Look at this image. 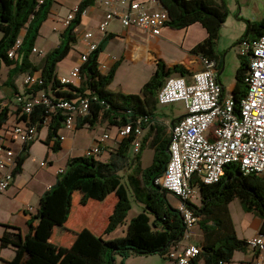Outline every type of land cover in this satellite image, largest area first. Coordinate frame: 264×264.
Wrapping results in <instances>:
<instances>
[{
  "label": "trees",
  "instance_id": "obj_1",
  "mask_svg": "<svg viewBox=\"0 0 264 264\" xmlns=\"http://www.w3.org/2000/svg\"><path fill=\"white\" fill-rule=\"evenodd\" d=\"M53 2L54 0H0V67L1 64L8 66L3 84L13 89L15 98L20 97L13 111L8 105H2L0 100V130L13 112L18 121L36 124L38 130L43 127V120L48 115L45 107L36 105L31 112L20 114L23 102L30 94L40 89L50 90L56 97L88 96V113L77 119L78 127L93 126L100 122L116 126L133 123L138 117L152 116L158 103L157 92L168 76L172 73H187L181 64L172 67L160 64L151 78L143 84L139 94L111 90L108 86L112 81L114 69L104 73L98 64L102 42L81 64L79 84H61L57 79L56 65L66 57L76 42L74 30L80 23L81 11L93 0L79 2L76 16L60 33L59 43L43 56L40 64H35L31 60L32 48ZM158 2L168 12L166 25L183 28L199 22L206 29L207 36L194 45L190 53L217 62L216 43L220 26L227 15L224 0ZM261 36H264V15L259 20L247 22V31L237 43L251 42ZM19 37L21 43L16 50V58L9 57L7 52ZM38 70L42 84L36 85L34 90L24 86L23 92L19 93L14 81L16 75ZM247 70L248 56L240 53L231 92L235 103L234 111L237 114L240 100L247 90V83L244 81ZM62 122L63 115L58 112L51 116L46 126L47 136L43 142L54 151L60 146L57 138ZM155 139L152 145V162L146 167L141 165L144 146L141 144L139 149L134 151L132 134L118 142L106 161L99 160L94 155L70 157L64 171L59 173L55 182L41 194L37 211L27 220V232L22 234L18 227L6 225L0 237V245L11 246L14 252L6 264H125V259L133 253L159 254L163 258L166 257V253L184 238L186 225L176 207L178 196L154 182V179L163 173L169 158V137L167 134L165 136L163 128H157ZM31 144L32 142L25 144L17 155L13 178L22 171ZM191 183L197 188L199 196V203H190V206L199 217L198 225L202 231L200 256L204 264H218L219 260L232 262L235 251L248 247L245 239L237 237L231 219L228 205L234 199L239 200L244 211L260 218L258 233L264 236L263 176L255 173L244 174L237 164L229 163L224 166L223 175L217 182L207 184L197 179ZM75 191L81 193V203L88 199L100 201L111 193L116 196L104 229L106 234L124 221L131 207V200L138 202L141 210L128 221L125 234L114 238H103L102 235L83 227L75 231L69 246H61L34 234L33 222L36 219L47 224L63 223L66 220ZM171 198H174V201ZM116 256L120 257L118 263Z\"/></svg>",
  "mask_w": 264,
  "mask_h": 264
},
{
  "label": "built area",
  "instance_id": "obj_2",
  "mask_svg": "<svg viewBox=\"0 0 264 264\" xmlns=\"http://www.w3.org/2000/svg\"><path fill=\"white\" fill-rule=\"evenodd\" d=\"M41 1V0H40ZM109 7L97 26L101 34L106 33L109 22L117 18L124 27H136L148 34L158 35L169 19L168 12L161 5L157 8L148 6L142 0H104ZM78 6L74 7L63 19L66 27L76 16ZM84 10L81 11V15ZM93 31L82 34L86 44L85 51L79 55L80 62L67 73L57 76L61 84L78 85L80 82V66L87 60L89 53L98 47L97 42L90 39ZM19 37L8 50L7 55L16 58V50L20 46ZM32 52L40 51L34 46ZM240 53L248 56V70L244 81L247 83L246 94L240 100L239 113L234 111V100L231 95L223 96L222 85L217 80V63L201 57L203 68L183 75L168 76L157 92V101L168 104L181 101L185 112L169 126L168 154L169 158L163 173L154 179L178 196L176 205L186 225L185 236L188 237L199 217L190 206L197 194L192 180L204 183L217 182L223 175L224 166L235 163L244 173H255L264 177V36L251 42L243 41ZM40 76L27 72L23 84L28 89H36L42 84ZM94 98V97H93ZM18 100L20 97L17 98ZM36 105L46 108L48 115L43 120V127L49 124L56 113L63 115V128H75L78 118L88 113L90 99L88 96L56 97L50 90L40 89L30 94L21 105V113H29ZM150 116L138 117L133 123L117 126V135L121 138L134 136L133 150L141 145L142 123L149 121ZM61 127V128H62ZM36 124L21 121L6 122L0 130V192L5 191L13 180V171L17 155L25 144L38 138ZM63 135H58L63 139ZM108 138L103 133L100 141ZM11 143L19 144L13 149ZM100 147L94 144L85 150L84 155H96ZM41 165L46 161L42 160ZM62 168L58 173H62ZM26 209H30L28 205ZM247 246L258 252L264 251V236L260 233L245 239ZM200 244L187 242L172 247L166 257L170 264H198ZM258 254L252 264H262ZM218 264H235L219 260Z\"/></svg>",
  "mask_w": 264,
  "mask_h": 264
},
{
  "label": "crops",
  "instance_id": "obj_3",
  "mask_svg": "<svg viewBox=\"0 0 264 264\" xmlns=\"http://www.w3.org/2000/svg\"><path fill=\"white\" fill-rule=\"evenodd\" d=\"M80 1L81 0H54L47 19L42 23L39 29V35L41 36L42 26L46 22L47 27L51 28V34L58 32L59 40L53 47L59 43L60 33L65 29L63 19L66 18L70 10L76 7ZM142 1L152 8L160 6L158 0ZM216 1L219 2L220 0ZM224 2L228 7L229 0H224ZM237 3L240 5V0H237ZM63 7L67 8V12L64 16H60ZM108 8L109 7L105 4L104 0H93V2L84 9V13L80 16V23L74 30L76 36L75 43L78 44V47L76 48V51L74 50V47H72L66 57L57 63V76L67 73L75 64L80 62L79 55L86 49V44L82 40V34L88 30L93 31L94 33L90 39L92 42H97L98 45L103 42V48L98 54L100 70L105 73L112 68L114 69L112 81L108 86L111 90H120L127 94H139L143 84L151 78L160 64H165L167 67H172L175 64L183 65L187 70V73L183 75L186 78L190 76L191 72L203 68L201 57L190 53V49L207 36L206 29L199 22H194L183 28H173L169 25H164L158 35H152L136 27H124L117 18H114L109 22L106 33L101 34L98 32L97 26ZM52 16H58L60 17V20H56ZM50 33L48 35L49 37L47 36L48 38H45L44 44H47L49 39L52 38L53 34L50 35ZM36 45L37 43L35 42L34 46L36 47ZM36 48L40 53L32 52L31 60L35 64H40L43 56L51 50V48L47 49L41 46ZM66 58H71L69 61L70 63L64 71L59 72L57 66L59 63L66 60ZM216 63L219 72L217 75L218 81L222 85V94L223 96L231 95L234 82L228 86L225 84L224 79L221 76L225 66L223 65V60L219 54ZM5 67V73L7 76L8 66L5 65ZM25 73L27 72L23 73V77ZM33 73L38 76L40 75L39 70ZM172 75L180 74L172 73ZM3 81L0 83L1 104L8 105L13 111L16 109V94H14L15 92H13L11 87L4 85ZM15 86L19 93L23 92L19 91L16 82ZM174 103L175 102L168 104L157 103L149 121H144L142 123L140 142L143 144L144 148H151L152 155V145L154 140H156L155 136L157 128H163L165 130V136L167 134L169 137V131H167V128L169 129V126L185 112V109L180 113L175 112ZM7 121H18L17 115L14 112L11 113ZM42 128L39 130L38 139ZM103 133H108V138L100 141V137ZM60 134L64 137L63 139L57 138L60 145L59 149L57 151L52 150V154L47 153L44 159L46 164L42 165L50 174V178L45 181V185L39 184L38 186L35 185V187L23 186L19 182L18 175H16L10 186L5 191L0 192V237L6 229V225L18 227L22 234L27 232V220L37 211L41 194L55 182L56 177L59 174L57 170L60 168L64 170L70 157L84 155L87 148L94 144H98L100 151L94 156L99 160L106 161L109 158L110 151L113 150L122 139L117 135V126L107 124L106 122H100L93 126L84 125L81 127L76 126L75 128L62 127L58 130V135ZM46 136L47 129L45 132V138ZM51 143L52 141L50 144ZM31 145L29 148V154ZM48 147L50 148V146ZM80 198L81 193L75 191L70 211L63 223L47 224L40 219H36L33 222L32 232L61 246H69L74 239L75 231H78L83 227L90 229L97 235H107V238H111V233H104V229L116 202V196L111 193L103 200L88 199L85 203H81ZM9 200L13 201V203H8ZM28 205L30 206V209H26ZM242 211V218L246 219V224L243 228H246V226L252 228L249 233L244 232L242 236L238 235L231 213L230 215L237 237L246 239L258 233L261 220L251 212L244 211L243 209ZM58 219L59 218H57V221ZM190 233L191 234L188 237H184L177 246L186 244L189 241L201 244L202 231L198 222L192 227ZM13 254L14 252L11 246L2 247L0 245V264H6V261L10 260ZM258 254L262 256V264H264V251L258 252L249 247L244 250L235 251L232 257V262L235 264H252L254 258ZM131 256L139 255L133 253L127 258H130ZM164 259L166 264H170L167 257H164ZM129 260L130 259L125 261V263L130 264L131 261ZM198 264H204V260L201 256L198 258Z\"/></svg>",
  "mask_w": 264,
  "mask_h": 264
},
{
  "label": "rangeland",
  "instance_id": "obj_4",
  "mask_svg": "<svg viewBox=\"0 0 264 264\" xmlns=\"http://www.w3.org/2000/svg\"><path fill=\"white\" fill-rule=\"evenodd\" d=\"M241 7V8H240ZM67 12V8L63 7L61 9L60 16H64ZM264 15V0H240V5L237 3V0H229V5L227 7V15L225 17L224 22L221 24L219 29V36L216 43L217 54L221 56L223 60V65L225 66L224 71H222L221 76L224 79L225 84L228 86L235 81V73L239 66V54H240V43H237L238 39L241 38L247 31V22L252 20H259ZM56 20H60L58 16H52ZM40 29V28H39ZM51 28L47 27V23L45 22L42 26L41 36L38 34L35 42L37 43L36 47H44V48H54V44L59 40L58 32L50 33ZM45 32V33H44ZM52 35V38L49 39L47 44L45 43V38H48ZM48 36V37H47ZM1 37V32H0ZM61 38V37H60ZM74 50L78 47L77 43H73ZM71 58H66L63 62L59 63L57 69L59 72L65 70L70 63ZM6 67L4 64H1L0 69V83L6 79L5 73ZM23 73H19L16 75L14 81L16 85L19 87V91H23V83H22ZM3 86V84H2ZM4 87V86H3ZM175 112L180 113L184 111V106L182 102H175ZM169 129L167 128V131ZM46 128L43 127L40 133L39 139L37 138L33 141L30 149V154L25 158L23 162L22 171L17 174L19 182L23 186H32L43 184L45 185V181L50 178V174L45 167H43L40 162L45 159V155L47 153L52 154L53 151L49 148L43 141L45 138ZM13 149H18L19 144L11 143L10 144ZM55 154V153H54ZM141 162L143 166H149L152 162V150L150 147H145L142 152ZM197 189V188H196ZM174 201V198H171ZM194 204L199 203L198 192L196 196L192 199ZM8 203H13V201L9 200ZM131 207L128 209L126 217L122 223H120L116 228L113 229L111 233V238L122 236L126 232V227L128 221L135 216L140 210L141 205L131 200ZM229 211L232 215L233 221L235 223L237 233L239 236H242L244 232L249 233L252 228L246 226L243 228L245 223L244 218H242L241 213L243 212L240 206V202L238 199L232 200L229 205ZM244 229V231H243ZM107 235L103 236L106 238ZM131 261L130 264H166L165 259L159 254H144L139 256H131L130 258L125 259V261ZM116 262L118 263L120 260L119 256H116ZM126 264V263H125Z\"/></svg>",
  "mask_w": 264,
  "mask_h": 264
},
{
  "label": "water",
  "instance_id": "obj_5",
  "mask_svg": "<svg viewBox=\"0 0 264 264\" xmlns=\"http://www.w3.org/2000/svg\"><path fill=\"white\" fill-rule=\"evenodd\" d=\"M219 74V72H217V75ZM167 149H168V144H167Z\"/></svg>",
  "mask_w": 264,
  "mask_h": 264
}]
</instances>
